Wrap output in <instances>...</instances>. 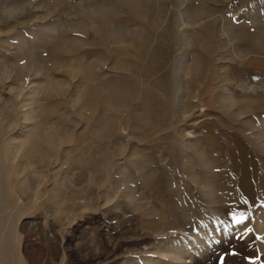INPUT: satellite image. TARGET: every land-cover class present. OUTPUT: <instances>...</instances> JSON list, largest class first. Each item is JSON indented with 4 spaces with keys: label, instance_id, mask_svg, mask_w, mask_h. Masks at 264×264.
I'll list each match as a JSON object with an SVG mask.
<instances>
[{
    "label": "rangeland",
    "instance_id": "1",
    "mask_svg": "<svg viewBox=\"0 0 264 264\" xmlns=\"http://www.w3.org/2000/svg\"><path fill=\"white\" fill-rule=\"evenodd\" d=\"M0 264H264V0H0Z\"/></svg>",
    "mask_w": 264,
    "mask_h": 264
}]
</instances>
